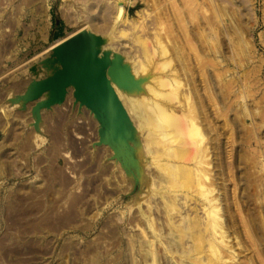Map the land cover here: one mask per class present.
<instances>
[{
  "label": "rangeland",
  "instance_id": "1",
  "mask_svg": "<svg viewBox=\"0 0 264 264\" xmlns=\"http://www.w3.org/2000/svg\"><path fill=\"white\" fill-rule=\"evenodd\" d=\"M114 1L0 0V264H148L140 235L153 233L143 212L169 232L155 194L153 161L160 158L147 154L152 141L146 127H137L126 93L118 90L141 140L136 189L111 148L95 145L99 123L74 105L72 92L64 104L43 111L40 131L33 126L34 104L22 111L8 100L24 93L30 68L54 42L81 29L106 35ZM123 1L127 22L108 47L131 65L154 58L155 73L178 80V87L165 85L162 97L185 147L195 148L191 121L203 132V164L191 153L186 162L209 176L205 183L218 199L231 262L264 264V0ZM166 190L179 191L176 184ZM202 202L190 193L181 207L192 214L197 206L202 214ZM156 249L159 264H176L163 245Z\"/></svg>",
  "mask_w": 264,
  "mask_h": 264
},
{
  "label": "bare ground",
  "instance_id": "2",
  "mask_svg": "<svg viewBox=\"0 0 264 264\" xmlns=\"http://www.w3.org/2000/svg\"><path fill=\"white\" fill-rule=\"evenodd\" d=\"M114 3L115 15L108 35L97 34L103 35L106 39L105 49H110L122 55L124 63L129 66L132 75L138 80L135 86L120 88L115 85V88L117 93L118 90L126 93L130 110L133 111V118L136 124L138 123L139 130H142L143 127L147 128L146 134L148 135L146 137L150 138L149 141H152L151 145H154V147L150 145L151 148L148 147L149 153H145L149 155L154 153L160 158L154 157L155 160L153 161L158 171V176H155L158 182L156 183L158 188L155 194L162 198L169 226V232L163 234L161 230L152 224L153 218H150V215L146 216V213L143 212L142 215L153 233L152 237L154 236V239H151L152 237L144 229L141 232L140 242L144 258L148 264H159L156 245L160 243L164 246L165 253L175 256L176 261L173 258L172 261L176 264H233L231 262L232 257L228 253V249H231L232 246L229 244L223 226V218L218 213V199L213 196V188L205 183L209 176L199 168H192L186 162L187 155L191 153L193 160L198 159L196 162L203 164V156L201 158V151L204 150V148H201V141L204 139L203 132L196 122L191 121L188 134L192 141L191 144L195 145V148L191 150V147H185V141L180 139L179 123L171 112V108H168V103L162 97L164 96L163 88L165 85L171 84L178 87L179 82L173 74L170 72L168 74L155 73L158 64L156 65L154 58L147 61L135 58L133 65H131L125 56L126 54L114 50L115 48L112 46L108 47L111 41L110 37L112 39H116L113 37L118 38L119 27L127 22L124 16L126 3L123 0H116ZM122 35H125V32H122ZM67 36L59 39L56 43L54 42L51 47L54 48L70 38V36ZM143 53L145 57H150L149 49L145 45L143 46ZM161 54L166 56L167 50L162 48ZM168 65L169 61H166L161 64V68L165 69ZM51 71V69L40 64L37 65L35 70H30L36 77H43L50 74ZM70 92L68 95H70ZM168 98L173 99L172 97ZM35 103L32 102L31 104ZM18 106L21 105L14 104L12 107ZM129 117L135 135L139 134L130 114ZM173 129L175 130L174 136L171 131ZM173 137L176 139H173ZM177 140H179L178 144L175 143ZM139 146H141V140L134 143L135 151L138 150ZM167 184L170 186H173V184L178 185L179 191L169 194L166 190ZM190 193H196L202 199L204 206L202 214L199 213L197 206L191 209L192 214L187 211L184 212L183 207H181V205L186 206Z\"/></svg>",
  "mask_w": 264,
  "mask_h": 264
},
{
  "label": "water",
  "instance_id": "3",
  "mask_svg": "<svg viewBox=\"0 0 264 264\" xmlns=\"http://www.w3.org/2000/svg\"><path fill=\"white\" fill-rule=\"evenodd\" d=\"M103 35L83 29L61 44L38 64L51 69V73L29 82L24 93L10 97L13 106L22 111L31 107L36 131L41 130L42 113L63 104L72 91L74 105L86 107L99 123L97 146L107 145L125 173L134 179L135 189L141 183L142 170L134 143L135 135L129 114L116 91L135 86L138 80L124 63L120 53L105 49ZM30 70H35L37 65ZM32 73V72H31ZM140 147V146H139Z\"/></svg>",
  "mask_w": 264,
  "mask_h": 264
},
{
  "label": "trees",
  "instance_id": "4",
  "mask_svg": "<svg viewBox=\"0 0 264 264\" xmlns=\"http://www.w3.org/2000/svg\"><path fill=\"white\" fill-rule=\"evenodd\" d=\"M57 33H55V35L57 36V37H59L60 35H61V30L60 29H58V31H56Z\"/></svg>",
  "mask_w": 264,
  "mask_h": 264
},
{
  "label": "crops",
  "instance_id": "5",
  "mask_svg": "<svg viewBox=\"0 0 264 264\" xmlns=\"http://www.w3.org/2000/svg\"><path fill=\"white\" fill-rule=\"evenodd\" d=\"M57 31H58V29H57Z\"/></svg>",
  "mask_w": 264,
  "mask_h": 264
}]
</instances>
